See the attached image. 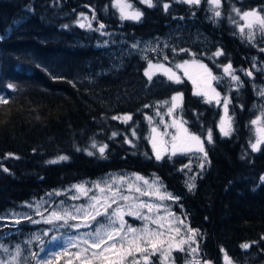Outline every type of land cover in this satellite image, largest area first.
<instances>
[{"label":"trees","instance_id":"obj_1","mask_svg":"<svg viewBox=\"0 0 264 264\" xmlns=\"http://www.w3.org/2000/svg\"><path fill=\"white\" fill-rule=\"evenodd\" d=\"M127 1L143 13L139 21L122 20L114 0H0V92L8 100L0 104V213L108 172L153 174L180 197L167 202L199 230L204 260L225 264L227 254L246 264L244 255L251 253L253 263L264 264V144L256 152L250 147L256 140L251 121L264 108L255 87L263 80L253 68L254 59L264 66V36L249 42L234 11L261 7L264 0H221L219 18L210 16L207 0L199 6L153 0V7ZM81 14L88 18L83 28ZM166 34L172 37L163 54L143 56L132 47L135 40ZM218 50L223 55L215 56ZM152 58L171 64L197 58L222 72L218 85L230 96L231 135L220 132V105L194 95L190 80L175 83L161 72L149 80L145 71ZM229 63L242 85L225 75L222 67ZM174 93L183 96L182 119L205 139L207 162L193 172L191 192L186 157L165 154L157 160L149 139V115ZM124 115L132 119L112 118ZM93 141L97 149L107 145L104 156L91 147ZM60 155L69 159L50 163ZM6 220L0 219V247L26 243L41 226ZM244 243L250 247L243 249Z\"/></svg>","mask_w":264,"mask_h":264},{"label":"snow or ice","instance_id":"obj_2","mask_svg":"<svg viewBox=\"0 0 264 264\" xmlns=\"http://www.w3.org/2000/svg\"><path fill=\"white\" fill-rule=\"evenodd\" d=\"M141 2L147 4L148 7L154 6L153 0H141ZM179 2L188 4L189 6H199L201 4V0H179ZM207 2L213 6L210 9L213 16L217 18L221 17L222 13L219 10L221 0H207ZM114 6L119 9L122 20L139 21L143 15L139 10L128 11V9L132 8V5L127 3L126 0H114ZM169 7L168 3H164L163 8L165 11ZM234 11L244 21L243 24H238L237 27L240 34L249 40V42L254 41L256 31H259L264 36V15L261 14V12H264V9L244 12L234 9ZM83 19L87 20L88 18L83 17ZM92 19H95V16ZM78 23L81 28L86 26L84 22L78 21ZM87 27L91 28L90 22L87 24ZM104 27V24L99 25V29H103ZM133 47H138V45H133ZM260 50L264 51V48ZM181 51L188 50L181 49ZM192 55L195 57L194 53ZM214 55L220 56L223 55V52L218 50ZM176 68L183 70L184 75L192 80L196 86L194 95L204 96L208 103H211L213 100L217 104L220 103V100L217 99L220 93L212 86V82H219L222 77L215 76L207 65L193 58L192 61H184L182 64L176 65ZM192 68H195L197 71L195 73L191 72L190 69ZM253 68H255V64ZM223 71L233 82L242 85V81L235 75V70L232 68L231 63L224 66ZM258 71H264V69H258ZM156 72H161L168 80L175 83L182 82L181 77L172 68L166 67L164 64L154 65L149 61L145 75L151 80ZM245 74L252 76L253 72L245 70ZM8 87L13 88L14 86L8 85ZM259 95L264 96V89L259 90ZM182 99L181 93H177L171 98L172 103L168 108L169 115H172L174 110L180 106ZM7 103L8 100L0 96V104ZM228 104L229 99L225 98L223 106L226 118H222L219 125L223 136H229L233 131L231 118L227 116ZM145 107L148 106L146 105ZM157 115H159V112ZM112 118L121 119L125 123L132 119L131 115L114 116ZM260 120L261 117H257L251 123L257 125ZM161 123H163V120H161ZM168 127V125H165L164 132H161L157 127H152L151 129L153 134L151 136V143L157 160L162 159L163 154L169 151L167 147L168 142L164 140V137L168 135ZM170 127L176 129L175 133L171 135V154L176 155L177 153L191 152L193 151V147H195L196 151L203 153L204 161L199 165L201 170H203L207 162V152L201 137L190 133L184 127V122L173 120ZM112 135L115 136L117 133L114 132ZM133 135H135V131H133ZM127 142L132 143L130 140ZM207 142L212 143L211 130L208 132ZM261 144H264V127L257 128V138L255 142L250 143V147L253 152L260 151ZM91 147L97 149L95 141H93ZM106 148L107 145L98 147L97 150L101 156H104ZM77 151H80V149H77ZM93 154L92 151H88V155ZM68 159V156L60 155L56 160L50 161V163H57ZM185 168H189V165H185ZM189 170L191 169L189 168ZM196 178V176H192L186 182L188 191L191 192L196 188L194 182ZM135 180L143 181L144 187L139 183L129 182L124 176L111 178V182H97L92 186L97 192L88 197L89 203L87 205L74 206L72 209L62 208L50 212L47 217L43 216V213L39 211V205H37V215L43 217L44 223L56 226L57 222H62L59 224L61 228L71 227L79 230L81 227H89L93 228V230L82 234L79 238L69 237L59 248L47 252L45 259L36 260V264H54V261H59L65 255L70 256L68 264H72V259L79 261V264H156L153 260L154 257L157 258L158 264H175L174 251L192 255L193 260L188 261V264H201L200 260L195 259L199 251V245L197 244L199 230L188 226L184 218L176 217L175 213L171 212L163 203L166 200L178 201L180 197L173 196L171 193L163 190L158 180L149 182L138 175L135 177ZM260 180L264 182V176H261ZM124 185H127V187H124ZM72 188L84 196H88L89 191L92 190L84 184L73 185ZM56 194L59 195V193ZM141 197L154 198L160 203L142 200ZM72 199H79V196H73ZM145 209L146 212L144 211ZM125 215L135 217L144 221V223L139 228L133 227L125 220ZM24 219H28L32 223L40 222L32 220L30 216H25ZM70 220L77 221V223L69 224ZM16 223H20V220L17 219ZM44 235H48V233L45 232ZM35 238L37 240L40 239L38 236ZM52 239L62 240V237H53ZM194 244H196V247H193ZM241 247L248 249L250 244L244 243ZM71 248H75L77 251L69 253V249ZM4 251H7V249H4ZM22 251L20 246L17 245L15 255L7 262L0 260V264H27L26 259L23 261L20 259ZM41 251L44 252L45 249L42 247ZM37 255L33 254V258ZM225 261L226 264H231L227 254H225ZM204 264H208V262L205 261Z\"/></svg>","mask_w":264,"mask_h":264},{"label":"rangeland","instance_id":"obj_3","mask_svg":"<svg viewBox=\"0 0 264 264\" xmlns=\"http://www.w3.org/2000/svg\"><path fill=\"white\" fill-rule=\"evenodd\" d=\"M126 2L131 4L127 0H126ZM210 6H211V8L213 7L212 5H210ZM262 9H264V5L261 7H255V8L250 9V10L260 11ZM132 10H139V9L132 5V8L128 9V11H132ZM250 10H247V11H250ZM212 14L213 13L211 11L210 16H212ZM261 14L264 15V12H261ZM83 17H87V16L82 15L80 18V22L87 21V20H84ZM243 23H244V21H242L241 24H243ZM246 31H247V29H246ZM256 34H258L259 36H262L259 31H256L255 35ZM171 37L172 36H170V34H166V35H159V36H155V37H151V38L143 39V40L138 39L132 43V47H133V45H138V47H133V48L135 50L139 51L143 56L149 55L150 53H152L153 55H157L160 53L163 54L167 45L170 42ZM194 59L205 64V65H207L208 68L211 69L212 73L215 76L222 77V79L219 80V82H217V81L212 82V86L214 88H216L217 92L220 93V96L217 98L220 100L219 105L221 107V115L218 119V126H219L221 119L226 118L224 106H223L224 99L228 98L230 100L229 94H224L218 85V84L223 83L224 75L222 72H219L218 70H216V68L209 66L205 61L197 59V58H194ZM192 60H193V58H187L185 60L171 64V63L166 62L162 59L156 60V59L152 58V59L148 60L146 70L148 69L149 61H151V63L154 65L164 64L166 67L172 68V70L174 72H176L177 75H179L181 77V80L184 78L188 79V77L184 75L183 70L176 68V65L182 64L184 61H192ZM258 63H260V61H257L256 59H254L253 65L255 64L256 72H258L259 75H261V77H262L261 80H263L261 82L255 83L256 91L259 94V90L264 89V75H263L264 71H258V69H264V66H262V68H259ZM223 68L224 67H222V69ZM154 71H155V69H154ZM190 71L195 73L197 70L195 68H192V69H190ZM235 75H237L240 78L239 74L235 73ZM228 79L231 82H233L230 77ZM188 80H190V79H188ZM190 81H191L192 87L195 91L196 86L193 84L192 80H190ZM176 94L177 93H174V94H172V96H170L169 99L161 101L155 107L154 113L149 115V118H151V119H149L150 143H151V136L153 135L151 132L152 127H157L161 132H164L165 131V125L169 126L167 128L168 135H166L164 137V140L168 142L167 147L169 149V151L165 154H169V155H172L171 154V135L174 134L176 131L175 128L170 127L172 125L173 120H176L178 122H184V127H186L190 133L198 135L197 133L192 132L189 129V127L187 126V124L185 123V121L182 119V117L180 115L181 103H180V106L174 110L172 115L168 114V108L170 107V105L172 103L171 98ZM0 96L4 97V94L0 92ZM262 97H264V96H262ZM165 102H167V103H165ZM213 102L216 103L215 100H213ZM158 112H159V115H157ZM227 116L231 118V113L229 111V104H228ZM257 117H261V120L259 121V123L257 125H254V129L256 132V138H257V128L258 127H264V108L262 109V111H260V112H258V114H256V117L254 118V120H256ZM161 120H163V123H161ZM198 136H200V135H198ZM200 137L204 141V147L206 150L205 139L202 136H200ZM151 145H152V143H151ZM165 154H163V155H165ZM176 155H183L186 157L185 164L189 165V168L191 169V170H189V168H185V171L187 173L186 177L188 180L190 179V177L193 176V172L196 170V167L201 169L199 167V165L201 162L204 161V156H203V153L196 151L195 147H193V151H191V152L177 153ZM192 162H194V163L196 162L197 163L196 166H193V165L190 166V164ZM137 175L140 177H143L144 180H148L149 182H151L153 180H158L159 183L162 185L163 190H165L168 193H171L173 196H175L174 193L170 189H167L165 187L164 183L156 175H153V174L145 175V174L135 172V171H112V172H108L106 174L100 175L94 179H82L80 181H76V182H72L70 184H67L65 186L56 187L52 191H50L49 193H46L39 198L24 202L22 208L10 209L8 211L0 213V219L1 220L9 219V220H11L10 222H12V221H16L17 219L24 218L25 216H30L32 220L40 221L39 224H41V226H38V229H35L33 231V234L31 236L26 237V243H24V244L15 243V244L11 245L8 243L7 244L2 243L1 247H0V260L7 262L13 255H15L16 247H17V245H19L20 248L23 250L22 256L20 257V259L22 261L26 259L27 264H36V260L45 259L47 252L53 251V250H56L57 248H59L60 245L64 241H66L69 237L79 238L82 234L90 232L93 230V228H89V227H81V228H79V230L71 228V227H62L61 228V227H59V224L62 222H57L56 226L44 223L43 217L41 215H37V205H39V211L43 213L44 217H47L50 214V212L60 210L62 208L72 209L74 206L78 207L80 205H87L89 203L88 197L97 192V190L92 187L95 183H97V182L103 183L105 181L111 182V178L124 176L129 180V182H136V183H139L142 187H144L143 181H136L135 180V177ZM80 184H84L86 187L92 189L91 191H89L88 196H84V195L80 194L79 192H77L74 188H72L73 185H80ZM124 187H127V185H124ZM56 193H59V195H57ZM77 195L79 196V199H72L73 196H77ZM141 199L146 200V201H150V202H154V203H160L159 201H156L154 198H150V197H141ZM163 203L171 212L175 213L176 217L184 218L185 223L188 226H190L193 229H197V228L191 226V224L188 222L185 214H183L177 210H174L169 205L167 200L164 201ZM29 205H31V207H29ZM144 211L146 212V209ZM124 218L133 227L139 228L144 223V221L136 219L135 217H130V216L125 215ZM100 219H102V218H100ZM9 220H6V221H9ZM26 221L29 223H32L28 219H26ZM75 223H77V221H71V220L69 221V224H75ZM8 225H12V223H9ZM6 230H8V229L5 228L4 231H6ZM45 232H47L48 235H44ZM37 236L40 237L39 240H37L35 238ZM198 236H197V244L199 245ZM53 237H62V240H53L52 239ZM42 247L45 249L44 252L41 251ZM193 247H196V244H194ZM4 249H7V251H4ZM75 251H77V249H75V248L69 249V253H74ZM33 254H38V255L35 256V258H33ZM173 257L175 259V264H188V261L193 260L192 255H189L187 253H182L179 251H174ZM228 258H229L231 264H241L240 262L233 260L229 256H228ZM252 258H253V255L251 253H247L244 255L243 260L246 264H255L251 260ZM69 259H70L69 255L62 256L59 261H54V264H68ZM195 259L200 260L201 264H204V262L207 261V260H204L202 258L201 253H200V248L198 251V255H196ZM224 259H225V256H224ZM72 264H79V261L72 259ZM208 264H209V262H208Z\"/></svg>","mask_w":264,"mask_h":264}]
</instances>
